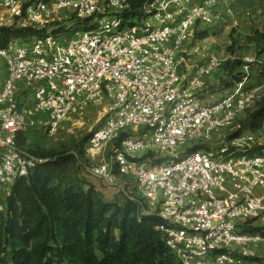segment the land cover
Returning <instances> with one entry per match:
<instances>
[{"label": "built area", "instance_id": "built-area-1", "mask_svg": "<svg viewBox=\"0 0 264 264\" xmlns=\"http://www.w3.org/2000/svg\"><path fill=\"white\" fill-rule=\"evenodd\" d=\"M233 2L0 0V27L44 29L0 48V215L16 179L46 160L20 135H54L91 109L101 125L88 140L89 173L115 194L126 193L122 179L136 182L179 264H262L253 258L264 247V149L248 150L264 125L229 137L262 86H248L247 64L206 103L227 58L191 45Z\"/></svg>", "mask_w": 264, "mask_h": 264}, {"label": "trees", "instance_id": "trees-1", "mask_svg": "<svg viewBox=\"0 0 264 264\" xmlns=\"http://www.w3.org/2000/svg\"><path fill=\"white\" fill-rule=\"evenodd\" d=\"M143 1L132 0L133 7ZM82 27L76 25L74 30ZM43 33L44 29L33 27H0V48L12 39L29 41ZM257 33L264 43V25ZM241 63L226 62L223 68L233 74ZM236 74L234 84L243 75ZM263 125L264 95L231 137L258 132ZM25 135H20L21 145ZM261 149L255 146L250 152ZM30 150L46 160L16 179L6 197V212L0 215V264H179L156 228L160 218L144 213L147 203L141 197L105 199L93 182L79 174L75 153ZM253 259L264 264V257Z\"/></svg>", "mask_w": 264, "mask_h": 264}, {"label": "rangeland", "instance_id": "rangeland-1", "mask_svg": "<svg viewBox=\"0 0 264 264\" xmlns=\"http://www.w3.org/2000/svg\"><path fill=\"white\" fill-rule=\"evenodd\" d=\"M249 2L251 3L246 4L247 6H242V8H239L240 10L232 7V12H223V19L213 26H198L194 32V39L191 45L196 44L208 52L219 54L222 59L227 58L224 66L226 62L235 65L237 60L242 61L240 66L235 67L233 74L229 73L227 68L215 71L212 75L213 78H210L206 91H204L203 98L206 103L214 101L230 91L234 86V81L239 77L236 73H240V75L244 74L247 64L249 65L248 72L253 80L248 86H254L255 82L259 83L264 93V78L257 79L259 72L264 69V43L259 40L257 33L263 29L264 25V0H250ZM245 115L246 113H243L239 116L236 124L237 127L239 126V121ZM100 125L99 115L92 110L80 118L63 124L54 135H49L42 129L30 130L25 135L26 142L24 146L29 149L49 153H57L61 150L75 153L78 156L77 169L79 170V174L91 182L94 179L97 181L98 179L89 173L88 168L93 162L88 159L86 152L88 140ZM219 139L223 138L220 137ZM255 146H262L264 149V131L260 135H256L252 148ZM122 180V183L125 184L126 193L113 194L108 190L105 191L103 188L106 185L100 180L95 185L104 195L105 199L108 200L122 198L126 194L140 198L136 182L132 179ZM256 251L260 256L264 257V247H257ZM64 264L68 263L65 262Z\"/></svg>", "mask_w": 264, "mask_h": 264}, {"label": "crops", "instance_id": "crops-1", "mask_svg": "<svg viewBox=\"0 0 264 264\" xmlns=\"http://www.w3.org/2000/svg\"><path fill=\"white\" fill-rule=\"evenodd\" d=\"M250 0H234V2H233V5H232V7H234V8H236V10H240L239 8H242V6H247L246 4H249V3H251V2H249ZM254 4H256V3H254ZM212 78H213V76H211ZM89 111H92L91 109H89ZM88 111V112H89ZM93 183L94 184H96V183H99V181L97 180H93ZM96 186V185H95ZM97 187V186H96ZM105 191H110L111 193H113V194H115V192L112 190V189H110V188H108L107 186H105L104 188H103ZM108 194V193H107ZM108 195H111V194H108Z\"/></svg>", "mask_w": 264, "mask_h": 264}]
</instances>
